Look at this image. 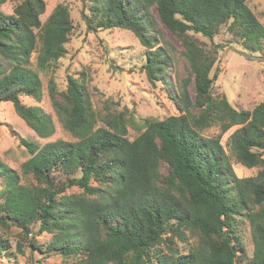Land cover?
<instances>
[{
  "label": "trees",
  "instance_id": "obj_1",
  "mask_svg": "<svg viewBox=\"0 0 264 264\" xmlns=\"http://www.w3.org/2000/svg\"><path fill=\"white\" fill-rule=\"evenodd\" d=\"M44 10V0H21L11 14L0 10V102L10 101L40 138L53 134L55 117L20 97L41 100L38 72L53 71L73 28L65 4L41 21ZM88 11L91 31L124 28L137 37L151 83L168 84L162 75L167 57L161 46L153 49L161 25L180 41L188 74L168 89L177 114L136 121L126 109L100 113L83 77L67 70L58 91L51 75L53 114L74 139L21 140L29 153L21 173L31 174V183L0 159V225L10 222L30 234L38 223L36 233L51 238L46 248L35 239L30 247L60 254L61 264H264V167L238 177L220 141L238 125L230 134L232 154L247 168L264 166V100L237 109L224 94H213L217 72L210 74L220 47L191 34L211 41L227 24L249 50H264V26L247 0H91ZM133 124L140 130L129 137ZM213 126L219 132L206 135ZM59 173L63 178L55 181ZM73 186L81 192L65 193ZM240 213L250 225V256L236 230ZM16 251L23 252L20 242ZM7 252L9 239L0 237V254Z\"/></svg>",
  "mask_w": 264,
  "mask_h": 264
},
{
  "label": "rangeland",
  "instance_id": "obj_2",
  "mask_svg": "<svg viewBox=\"0 0 264 264\" xmlns=\"http://www.w3.org/2000/svg\"><path fill=\"white\" fill-rule=\"evenodd\" d=\"M21 0H6L0 5V10L6 14L13 12L14 5ZM45 10L40 15L44 21L52 9L63 3L68 7L73 24L66 43L67 53L59 58L53 71H39L42 81V97L36 101L29 96L21 95V101L26 105L41 107L54 117L55 130L52 135L40 138L15 112L10 101L0 102V159L15 168L20 180L33 182L31 174L21 173V163L29 157V153L21 143L22 139L32 140L43 144L47 141L64 139L73 140L72 135L66 131L57 120L48 93V80L51 75L58 91L65 88L67 70L69 73L83 77L88 86V93L94 110L105 113L107 109L112 112L128 110V116L136 121L141 118H163L166 115L177 114L168 89H177L181 79L188 74L187 61L183 55V46L180 41L164 26L161 25L162 39L155 44L162 47L166 56L162 75L168 84L154 80L151 83L142 68L145 63V48L139 43L137 37L124 28L102 29L91 31L86 27L85 16L89 15L88 7L91 0H44ZM247 5L264 26V0H247ZM191 34L207 46L219 45L217 61L211 74L216 71L217 76L212 82L211 91L215 95L224 94L228 101L237 109H251L264 100V50H249L239 37L227 31V24L210 41L201 34ZM245 45V46H244ZM34 53L31 65L35 66ZM160 76V75H159ZM158 78V77H157ZM193 94V85L189 86ZM134 125V124H133ZM128 127L129 137L139 133V127ZM238 127L231 126L221 136V143L225 152L229 154L232 168L238 177L255 175L264 166L247 168L240 164L232 154L230 147V134ZM219 132L217 126L205 130V134L213 136ZM165 173V167L162 168ZM55 181H61L63 174L55 175ZM80 193L81 189L75 186L67 189L65 193ZM1 201V198H0ZM236 230L244 242L246 255L252 252L250 225L243 213L235 216ZM39 224L30 226L31 233L25 234L9 222L7 228L0 225V237H8L11 252L0 254V264H61L63 258L60 254H44L43 250L30 247V240L46 248L51 235L47 232L36 233ZM22 244L23 252L16 251L17 243ZM188 242L193 239L188 237ZM180 249L184 244L176 242Z\"/></svg>",
  "mask_w": 264,
  "mask_h": 264
}]
</instances>
